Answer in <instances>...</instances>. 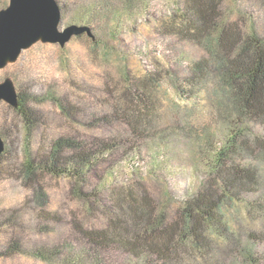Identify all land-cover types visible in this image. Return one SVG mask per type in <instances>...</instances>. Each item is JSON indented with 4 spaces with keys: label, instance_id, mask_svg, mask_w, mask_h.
Wrapping results in <instances>:
<instances>
[{
    "label": "trees",
    "instance_id": "obj_1",
    "mask_svg": "<svg viewBox=\"0 0 264 264\" xmlns=\"http://www.w3.org/2000/svg\"><path fill=\"white\" fill-rule=\"evenodd\" d=\"M9 1L0 0V9ZM57 1L61 22L88 25L92 47L106 57L118 29L158 11L165 57L172 61L179 51L190 56L183 76L168 75L181 95L205 92L227 128L198 186L182 189L162 159L171 154L169 137L176 131L158 132L154 124L161 75L136 79L122 70L120 88L85 84L76 87L79 95H56V106L75 128L53 131L34 105L40 95L21 85L33 80L25 62L29 50L23 51L9 64L19 65L16 73L0 77H12L19 95L16 107L0 103V176L6 177L0 264L15 257L45 264L253 262L252 244L263 240V231L257 237L247 224L264 227V0ZM171 111L183 123L179 130H186L187 112L177 105ZM151 144L155 155L143 169L140 156ZM45 176L74 182L60 194ZM236 202L250 220L229 214Z\"/></svg>",
    "mask_w": 264,
    "mask_h": 264
},
{
    "label": "rangeland",
    "instance_id": "obj_2",
    "mask_svg": "<svg viewBox=\"0 0 264 264\" xmlns=\"http://www.w3.org/2000/svg\"><path fill=\"white\" fill-rule=\"evenodd\" d=\"M156 13L157 15L150 14L136 23L131 21L134 27L125 26L123 29H118L111 38L114 52L108 57L101 49L92 47L90 36L87 33L82 37L75 35L65 46H61L59 43H44V45H36L27 49L29 51L25 62L31 75L30 78L33 80L31 82L21 80V85L25 93L32 89L31 93L40 95V102H35L34 105L42 115L53 122L51 125L53 131H63L69 127H75L71 119L61 113L56 106V95H60V93L67 95L68 92L72 95H79V90L76 87L85 84L96 86L99 90H106L107 87L109 89L111 87L120 88L122 70L128 71L131 77L136 79L150 72L161 75L163 79L161 87L158 88L156 102L158 112L155 117V128L158 132L176 131L169 137L170 145L167 151H170L171 154L167 157L162 156V159H166L168 166L172 168L171 177L175 184H178L182 189H187V187L194 189L198 186L200 176L207 169L208 155L212 148L219 144L227 125L223 122L217 106L209 102V97L205 92L194 91L181 95L171 80L167 71L173 70L179 76H183L190 56L187 57L186 54L180 56L183 52L179 51L177 56L171 54L172 61L165 57L164 51L167 47L160 40L159 12ZM68 24L70 23L63 21L60 26L63 28ZM153 41H155L154 45ZM139 44L141 47L138 46ZM57 46L63 48V51H60ZM174 58L177 59L174 60ZM17 69H19V65H7L0 69V77L5 73L15 74ZM42 87L43 90H41ZM48 90L53 92L46 95ZM100 93L107 97L105 92ZM176 105L180 107L181 111L187 112L189 116L187 125L183 126L186 127L184 131L179 130L183 123L180 124L171 111ZM10 114V118L15 119L21 127L22 122H20L18 114L14 112ZM155 146L156 144H151L153 148L150 147L146 153H143L144 155L140 156L144 159H141L143 169L148 165L150 158L155 155ZM129 163V161L125 163L127 170L130 167ZM5 178V176H0V187L6 186ZM43 179L51 191H59L60 194H63L74 182L73 179L67 177L45 176ZM69 204L75 207V201L69 200ZM244 207L243 204L236 202L228 206L227 210L229 214H239L248 221L250 217L246 214ZM100 221L93 219L92 222L98 224ZM248 223L247 225L251 226V231L254 230L252 234L255 236L259 237V229L263 231V236L260 234L263 240L252 244V259L254 261L247 264H264V227L255 226L251 221ZM231 262L228 264H234ZM3 263L45 264L25 257H15Z\"/></svg>",
    "mask_w": 264,
    "mask_h": 264
},
{
    "label": "water",
    "instance_id": "obj_3",
    "mask_svg": "<svg viewBox=\"0 0 264 264\" xmlns=\"http://www.w3.org/2000/svg\"><path fill=\"white\" fill-rule=\"evenodd\" d=\"M61 7L57 0H10L0 9V69L15 63L24 50L38 42L65 46L72 37L87 33L88 25L70 23L61 28ZM19 105V95L12 77L0 81V103ZM5 141L0 135V157Z\"/></svg>",
    "mask_w": 264,
    "mask_h": 264
}]
</instances>
